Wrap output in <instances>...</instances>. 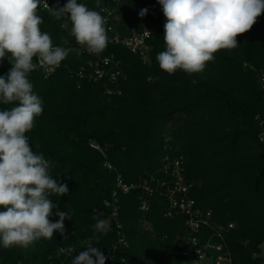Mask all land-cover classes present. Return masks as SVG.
Masks as SVG:
<instances>
[{
  "label": "trees",
  "instance_id": "trees-1",
  "mask_svg": "<svg viewBox=\"0 0 264 264\" xmlns=\"http://www.w3.org/2000/svg\"><path fill=\"white\" fill-rule=\"evenodd\" d=\"M67 2L37 10L41 32L50 35L53 46L72 51L51 76L45 78L38 68L28 74L44 110L25 135L33 152L50 162V176L69 189L64 196L50 195L56 207L49 219L58 221L57 211L71 216L64 220V233L54 232L52 239L26 248L0 243V264H72L87 247L113 257L105 264H180L174 252L177 238L186 234L184 217L165 216L166 201L158 195L150 197L147 211L140 208L141 188L119 195L118 221L128 246L114 249L112 223L105 233L94 228V217L107 221L111 215L106 202L116 175L126 184L160 177L167 155L183 157L195 204L210 210L214 223L234 224L225 234L232 264H264L257 256L264 245V90L258 83L259 74L264 75V14L236 37L235 48L217 51L203 71L168 74L157 60L166 50L162 6L158 0H121L116 29L122 36L133 28L148 29L150 52L144 63L123 46L107 44L99 54L114 55L126 76L119 84L122 94L109 96L105 81L78 82L76 73L97 54L76 43L69 20L53 15ZM106 2L77 0L90 10ZM143 9L147 12L141 17ZM65 22L68 29L60 27ZM10 59L6 53L0 60V77H7ZM17 104L0 103V110ZM93 141L103 152L90 146Z\"/></svg>",
  "mask_w": 264,
  "mask_h": 264
},
{
  "label": "clouds",
  "instance_id": "clouds-1",
  "mask_svg": "<svg viewBox=\"0 0 264 264\" xmlns=\"http://www.w3.org/2000/svg\"><path fill=\"white\" fill-rule=\"evenodd\" d=\"M158 2L166 17V50L158 53L157 60L168 74L178 69L188 74L203 71L217 51L235 48L236 37L248 32L264 14V0ZM39 5L40 0H0V60L10 54L12 65L7 77H0V103L18 102L11 109L0 110V243L4 248H26L41 238L52 239L54 232L63 234L64 220L71 216L70 211H57L59 220L49 219L56 207L50 195L64 196L69 189L50 176V162L33 152L25 135L44 110L28 79L38 66L33 58H38L40 67L54 69L72 51L53 46L50 35L41 32ZM146 12L143 9L139 15ZM53 15L70 21V35L89 53L99 54L106 48V21L97 11L68 0ZM60 27L68 29L69 24ZM94 219L97 232L109 230L106 220ZM106 259L98 247H87L74 256L72 264H105Z\"/></svg>",
  "mask_w": 264,
  "mask_h": 264
},
{
  "label": "built area",
  "instance_id": "built-area-1",
  "mask_svg": "<svg viewBox=\"0 0 264 264\" xmlns=\"http://www.w3.org/2000/svg\"><path fill=\"white\" fill-rule=\"evenodd\" d=\"M59 0H40L39 7L50 11L55 2ZM103 5L96 9L104 17L106 23L107 44L120 45L133 54L138 55L146 63L149 60L151 32L148 29L133 28L127 36H122L116 29L114 17L118 9L122 6L121 0H107ZM47 5V6H46ZM88 52V51H87ZM36 58L37 68L43 72L45 78L51 76L59 67L45 68L40 67ZM78 82H101L105 81L110 86H106L105 95L119 96L122 94L119 84L126 79L121 69L120 61L114 55L97 54L94 60L89 61L87 68H82L76 73ZM258 83L264 90V75L259 74ZM260 140L264 143V129L260 133ZM90 146L100 152L102 148L96 143L91 142ZM105 166L109 170L112 165L106 161ZM116 185L112 193L111 200L106 205L112 207V212L108 218V224L115 226L117 247L128 246L122 224L118 221L119 195L127 194L135 188H141L144 195L141 197V210L147 211L149 200L153 195H158L166 201L167 217H174L180 214L184 217L186 234L177 238V248L174 252V259L180 264H232V257L225 243V234L234 227L233 223L227 226L214 223L212 213L195 204L191 198L193 184L185 178L184 161L182 156H169L164 159L161 169V176H150L143 179L139 184H126L121 175L115 177ZM106 261L113 257L106 255ZM95 259V258H94Z\"/></svg>",
  "mask_w": 264,
  "mask_h": 264
},
{
  "label": "rangeland",
  "instance_id": "rangeland-1",
  "mask_svg": "<svg viewBox=\"0 0 264 264\" xmlns=\"http://www.w3.org/2000/svg\"><path fill=\"white\" fill-rule=\"evenodd\" d=\"M257 256L264 258V245L260 246V252L257 253Z\"/></svg>",
  "mask_w": 264,
  "mask_h": 264
}]
</instances>
